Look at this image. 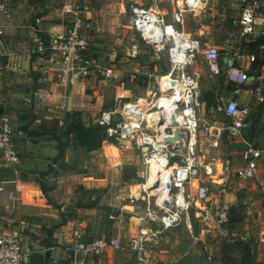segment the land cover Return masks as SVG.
Instances as JSON below:
<instances>
[{"label":"built area","instance_id":"built-area-1","mask_svg":"<svg viewBox=\"0 0 264 264\" xmlns=\"http://www.w3.org/2000/svg\"><path fill=\"white\" fill-rule=\"evenodd\" d=\"M139 1L130 0L129 28L149 51L152 66L149 68L148 78L157 74L160 87L164 81L166 87L164 97L168 107L160 109L162 111L160 120H151L148 123L144 118L147 114L126 102L114 111H102L97 121L107 127L108 136L117 135L122 149L135 147L141 151L143 147H148L147 152L141 151L146 162L153 156L160 158V170L167 172L169 191L165 192V196H160V206L155 200L153 206L147 208L146 224L138 226L125 242L123 237L126 228L121 220L115 225L110 236L89 240L85 239L86 226L80 224L73 226L68 246L65 248L73 264H88L92 258L99 257L108 250L127 251L136 264H150L154 261L152 248L161 240L164 232L176 228L182 222L188 229L191 228L189 214L193 209L195 218L200 219V226L208 225L211 216L217 227L228 224L229 207L221 205L213 216L212 209L204 205L211 194L210 186L195 185L200 172L206 178L213 175L212 166H203L199 161L196 153L197 138L202 136L207 141L216 140L223 130L231 139H242V130L245 127V119L251 112V106L229 100L223 108L225 116L230 121L229 125L220 128L207 123L204 126L199 124L198 108L202 95L200 84L205 73L202 69L193 71L191 69L201 54L208 63L207 77L212 79L218 73L216 61L219 58V49L216 46L204 48L199 40L188 38L183 26L187 13L207 7L211 0H181L180 8L167 15L159 8L160 0H146L148 6ZM238 1L241 4V12L234 21L237 31L231 34L226 48L234 57L254 62V56L244 57L239 53L238 46L243 38L254 34L255 14L257 10H264V0ZM61 10L63 14L71 16L64 30L54 35H44L38 28L40 20H36L37 28L33 31L31 45L27 47L26 54L48 63L51 66V73L58 80L57 85L63 89L61 93L53 91L48 96L54 108L65 113H79L88 109L89 102L80 99L78 90L66 93L67 85L71 88L79 87L81 80L90 73L100 72L102 76H109L113 69L99 65L86 37L85 18L96 12L95 6L89 0H66ZM0 17L4 20L9 19V11L4 0H0ZM137 49L138 45H131L127 56L131 58L138 56ZM162 67L165 68L164 72ZM114 77L117 78V75L114 74ZM47 78L48 75H45L43 80ZM259 79L260 77H257L256 80ZM227 80L242 86L246 84L248 76L233 69L227 74ZM252 106L262 107L261 122L264 123V88L261 85L255 86L252 90ZM154 110L159 111L158 105L154 104ZM113 114H118L121 118L118 133L111 127ZM174 130L178 133V140L174 143H163L164 138L172 137ZM181 141H184V144ZM157 142H160L159 151L153 147ZM244 143L245 148L242 152L244 166L236 174L238 180L242 182L256 176L263 154L262 149L247 141ZM19 161L11 121L8 114L3 112L0 115V162L10 169L11 177L0 179V206L7 213H14L17 208L18 197L15 193H8L7 186H17L19 182L20 171L17 168ZM209 233L208 229L200 227L197 235L193 237V243L205 240ZM53 249L49 247L45 251ZM31 256V249L22 243L14 228L8 227V231L0 233V264H28Z\"/></svg>","mask_w":264,"mask_h":264},{"label":"rangeland","instance_id":"rangeland-1","mask_svg":"<svg viewBox=\"0 0 264 264\" xmlns=\"http://www.w3.org/2000/svg\"><path fill=\"white\" fill-rule=\"evenodd\" d=\"M177 1L179 0H164L160 3V8L167 15L170 13L169 11L176 8ZM124 5L125 11L122 18L118 16V8L114 15V18L122 23L120 26L113 24L112 18L109 17L100 30L98 26L95 28L92 25L90 28L89 34H91L88 41L90 45L94 44L99 47L95 46L99 52L100 62L98 63L102 66L106 65L107 69H111V67L113 69L109 76H102L100 72H97L94 87L98 95L101 96V110L114 111L122 103L130 102L148 115L154 111V104L158 105L161 100L160 91L164 86V81H162L161 88L157 74L148 78L149 64L152 60L149 58L148 49L141 44L139 37L133 34L130 28H127L130 16L129 0H124ZM133 44L138 45V56L135 58L127 56L128 50ZM225 57H228V54L223 49H219V58L216 61L218 73L212 79L207 77L208 63L201 54L198 55L196 65L191 69L193 71L202 68L205 73L200 84L202 96L204 85L211 88V91L208 92L210 111L200 101L198 108L200 126H204L205 123L208 125L218 123L220 128L229 125L230 121L223 111L224 105L229 100L242 104L241 101L232 99V97L233 89H238L237 96H244L245 94H240L244 88L229 82L226 70L220 68L221 61ZM119 73L121 74L118 78L114 77V74L119 75ZM137 79L142 83L145 82L146 85H138ZM220 86L221 91L217 93L215 90ZM252 90L251 88L248 91L249 100L244 104L251 106V113H255L257 107L250 105ZM89 96L91 102L94 103L96 97L91 93ZM7 114L9 116V113ZM73 117L71 114H59L55 119L58 135L65 130ZM250 121L247 120L244 132ZM25 123L27 127L32 125L33 129H37V127L39 129L40 124L37 121L28 119ZM14 125L12 124V127ZM96 125L100 124L96 122L93 126ZM120 125V116L113 114L111 127L116 133L119 132ZM260 128L262 129L261 135L249 144L256 145L263 150L262 158L259 161L256 176L245 182L238 180L236 176L244 166L242 152L246 141L243 137L242 139H231L225 131L221 130L220 137L216 140L207 141L202 136L197 138L196 153L200 163L203 166L211 165L213 168V175L210 178L204 177L200 172L195 182V185H209L211 188V194L204 205L212 209L213 216L218 207L227 205L229 209L231 208L230 216H240V222L231 226L217 227L211 216L208 225L201 224L210 231L208 237L205 238V243L202 239L203 242L190 245V249H185L184 246H179L192 244L193 237L202 227L199 224L200 219L195 218V209H193L189 214L191 228L188 229L182 222L171 231L164 232L161 235V240L152 248L154 261L150 264H160V261L165 264L172 263L186 251L193 253L192 248H195L202 260H206L209 264L213 260V255L218 254L221 250L222 244L233 240L249 243L253 252L252 264H264V124H260ZM63 139L68 144L67 146H71V151L81 158V162L72 168L67 163V155L64 153V156L54 163L51 170L48 168L42 172L44 174L48 171L45 175L47 181L44 178L45 182H43V188L46 191L45 199L57 207L62 205L61 201L64 196H68L70 200V204L67 206L69 207L68 213L62 218L66 224L62 229H59L61 244L51 246L56 248L62 246L68 256L69 253L65 248L68 246L70 230L76 220H83L87 224L86 232L88 234H100L106 237L112 234L113 228L121 220L126 228L123 237V242H125L126 238L138 226L146 224L147 208L153 206L157 194L161 196L160 192L149 193L145 189L150 176L151 163H149V159L146 162L141 151L135 147L128 150L122 149L116 134L103 137L100 148L92 152H87L76 146L72 136L68 138L64 136ZM1 169L3 168L0 166L1 178H5L4 174L6 175L8 172L5 173ZM50 194H54V197L50 198ZM80 208L83 211L74 214V210ZM15 213L4 212L0 206V233L8 231V227L14 228L18 225ZM99 223L103 228L98 227ZM103 254L116 260L115 264H136L133 257L126 251L108 250ZM208 258L212 259L208 261ZM125 260V263H121Z\"/></svg>","mask_w":264,"mask_h":264},{"label":"crops","instance_id":"crops-1","mask_svg":"<svg viewBox=\"0 0 264 264\" xmlns=\"http://www.w3.org/2000/svg\"><path fill=\"white\" fill-rule=\"evenodd\" d=\"M64 1L66 0H4L9 11V19L4 20L0 17V26L3 28V36L0 37V109L3 112L9 113L11 125L15 124L12 128L20 159L17 165L20 171L19 182L17 186L8 185L7 191L8 193H15L18 197L15 211L18 225L14 229L22 243L32 251V256L28 264H73L71 257L65 254L62 246L61 248L54 247L57 244H61L59 229H62L66 224V221H63L62 218L68 213L67 210L69 207L67 206L70 204L69 197L64 196L61 201L62 205L57 207L55 204L47 201L40 190V182H45L44 178L47 181V176H41L42 172L48 168H52L54 165L53 159L56 156V143L47 139L29 137L25 132L17 130L19 125L18 115L23 110H28L32 106L34 107V114L37 115L36 121L39 124L41 120H55L59 114L65 113L56 110L53 102L48 97L53 91L60 93L63 91L57 85L58 80L51 73V66L37 57L26 54L27 47L31 45L33 31L37 28L36 20H40L38 28L43 31L44 35H54L64 30L71 19L70 15L62 13L61 9ZM89 1L95 6L96 12L89 14L85 18L87 39H90L91 33L89 34V31L92 25L95 28L98 26L100 30L103 23L109 17L112 18L111 22L116 26L122 24L114 18V15L115 10L118 8V16L122 18L125 11L124 0L115 2L112 0ZM180 1H177L176 8L169 12L178 10L180 8ZM162 2L164 0L159 1V8ZM139 3L145 6L149 5L146 0H140ZM240 12L241 4L238 0H211L207 7H201L197 11L187 13L183 27L187 37L199 40L204 48L216 46L228 54V57L223 58L220 65V68L225 69L227 74L233 69L247 74L248 80L245 85H242L244 90H241L240 93L245 95L237 96L239 92H233L234 95L232 97V99L239 100L244 104L249 100L247 93L251 88L253 89L257 85H261L264 88V64L254 69L253 62H249L245 58L240 59L234 57L226 48L231 34L237 31L234 21L238 19ZM126 26L129 29V26ZM263 33L264 10L260 9L255 14L254 34L242 39V42L238 46L239 53L244 57L252 55L247 54L246 46L242 44L254 41ZM95 46L97 47V45H91V51L94 57L100 62V58L98 57L99 52ZM99 65L101 67L106 66H102L100 63ZM162 68L165 69L164 67ZM120 74L117 75V78ZM128 74L130 76V73ZM45 75H48L47 80H43ZM96 75L97 73H90L81 80L79 87L71 88V86L67 85L65 90L66 93H69L70 90H78L80 99L89 102L87 110L77 113L85 126L98 122L97 119L100 113L104 111L101 110V96L98 95L94 87ZM257 77H260L258 81L256 80ZM210 91L211 88L204 85L202 92L208 93ZM215 91L217 93L219 92L218 89ZM89 93L96 97L94 103L91 102ZM250 105H252V98ZM254 115V113H251V117ZM216 125L220 126L218 123ZM32 129L31 125L27 128V131ZM33 130L35 132L39 131L38 127ZM71 150V146H68L65 155H67V163L74 168V165L80 164L81 158ZM0 166L3 168L1 170L5 173L8 172L6 175L4 174L6 176L5 178H1L0 174V179H9L11 177L10 169L1 162ZM39 173L41 174L39 175ZM52 196L54 197V194L49 195L50 198ZM82 211L81 208L76 209L74 210V214ZM78 224L86 226L87 228V224L83 220H76L73 226ZM98 227L103 228L101 223L98 224ZM85 237V239L89 240L95 237H102V235L88 234L85 229ZM51 245H54V249L46 252L45 249L52 247ZM190 245L195 244H181L179 247L184 246L185 249H190ZM192 249L193 253L186 251L184 255L179 256V258L169 264H207V261L202 260L196 249ZM128 254L130 253L128 252ZM213 256V260L209 264H221L218 254ZM211 259L208 258V261ZM116 262V260L102 254L99 257L92 258L88 264H115ZM125 262L126 260L121 261V263ZM160 262V264H165L162 261Z\"/></svg>","mask_w":264,"mask_h":264},{"label":"trees","instance_id":"trees-1","mask_svg":"<svg viewBox=\"0 0 264 264\" xmlns=\"http://www.w3.org/2000/svg\"><path fill=\"white\" fill-rule=\"evenodd\" d=\"M242 45L246 46V52L247 54H252L255 58V61L252 63L253 68L255 69L257 66H262L264 64V33L256 38L252 42H247ZM263 47V48H262ZM152 64H149V67H151ZM162 69V72H164V69ZM138 85L145 86V82L137 81ZM218 91H221V86L217 88ZM234 92H237L238 89H233ZM209 93H203V96L201 98V102L205 104L206 109L209 111L210 103H209ZM257 107V111H255V115L253 117H250L252 120L250 121V114L245 119V124L247 123V120L250 121L248 128L245 125L244 129L242 130V137L245 141L248 143L253 142L254 139H257L262 132V129L260 128V124H264L261 122V115H262V107L261 106H255ZM34 107H30V109H25L18 115V122L19 125L17 127L18 131L25 132L29 137H38L42 139H47L54 141L56 143V156L53 159V163L58 161L61 157L64 156L65 150L68 147L67 143L64 141L63 137L66 136L67 138L72 136L74 138V144L87 152H92L100 148L103 137L107 136L106 130L107 127L103 125H90L85 126L83 125L79 114L72 113L73 119L71 118L69 124H67L66 128L60 135H58L57 132V121L56 120H41V123L39 125V131L35 132L33 129L30 131H27V125L26 121L30 119L31 121L37 120V115L34 114ZM25 124V125H24ZM253 145V144H252ZM257 148H259L256 145H253ZM51 170V168H49ZM48 172V171H47ZM45 172L41 176H45L47 174ZM42 178V177H41ZM40 190L42 192V195L44 198H46V191L43 188V182H40ZM231 209V208H230ZM241 220V217H231L230 216V210H229V220L228 224L226 226H231L239 223ZM233 240V239H232ZM49 248V247H48ZM218 256L220 259L221 264H252L253 263V252L251 245L249 243L239 241V240H233L232 242L228 241L227 243H223L221 250L218 252Z\"/></svg>","mask_w":264,"mask_h":264},{"label":"bare ground","instance_id":"bare-ground-1","mask_svg":"<svg viewBox=\"0 0 264 264\" xmlns=\"http://www.w3.org/2000/svg\"><path fill=\"white\" fill-rule=\"evenodd\" d=\"M165 89H166V87L164 84L163 88L161 89V98H160L161 100H159V102H158L159 111L154 110L153 112H151L150 114H148L146 116V119H148L147 120L148 123H150L151 120H160L161 115H162V111H160V109L162 107L164 109H166L168 107L167 101L164 97L166 95ZM144 118H145V116H144ZM153 147L159 151L160 150V142L155 143ZM149 163H151V168H149V175L150 176H149V179H148V182H147L145 189L147 191H149V193L152 191L155 194H156V192H160L161 196H165V192L169 191L168 190L169 189V180L167 178V172L164 170H160V158L153 156V157L149 158ZM153 197H155V196H153ZM155 199H156L157 204L160 206V199H161L160 194H157Z\"/></svg>","mask_w":264,"mask_h":264},{"label":"water","instance_id":"water-1","mask_svg":"<svg viewBox=\"0 0 264 264\" xmlns=\"http://www.w3.org/2000/svg\"><path fill=\"white\" fill-rule=\"evenodd\" d=\"M3 113V110L2 109H0V115ZM178 140V133H177V131H173V135H172V137H167V138H164L163 139V143H165V144H169V143H174V142H176ZM183 144H184V141H181ZM141 151L142 152H147L148 151V147H143L142 149H141Z\"/></svg>","mask_w":264,"mask_h":264}]
</instances>
